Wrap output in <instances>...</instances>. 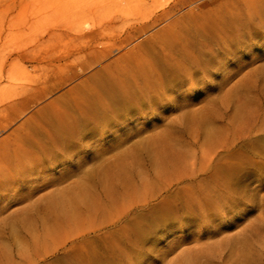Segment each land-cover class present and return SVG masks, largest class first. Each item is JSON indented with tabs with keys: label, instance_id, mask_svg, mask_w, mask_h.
I'll use <instances>...</instances> for the list:
<instances>
[{
	"label": "rangeland",
	"instance_id": "obj_1",
	"mask_svg": "<svg viewBox=\"0 0 264 264\" xmlns=\"http://www.w3.org/2000/svg\"><path fill=\"white\" fill-rule=\"evenodd\" d=\"M81 201L100 212L61 226ZM106 246L264 264V0H0V264Z\"/></svg>",
	"mask_w": 264,
	"mask_h": 264
},
{
	"label": "bare ground",
	"instance_id": "obj_2",
	"mask_svg": "<svg viewBox=\"0 0 264 264\" xmlns=\"http://www.w3.org/2000/svg\"><path fill=\"white\" fill-rule=\"evenodd\" d=\"M167 48H168V46H167ZM178 48V47H177ZM167 52V51H166ZM165 57H167V56H165ZM170 57H172V56H169V58ZM143 60V59H142ZM162 60V59H161ZM164 62H165V67L167 68V70L169 71V70H171V72H181L182 70H183V65H181L179 62H178V59H173V58H170V59H165L164 58V60H163ZM208 61V60H207ZM162 63V62H161ZM209 63V62H208ZM195 64H197V63H195ZM163 65V64H162ZM208 64H206V66H205V69H207V67H209V66H207ZM165 67H163V68H165ZM166 70V69H165ZM165 70H163V71H165ZM165 71L164 72V76H165V73L166 72H168V71ZM170 72V71H169ZM163 73V72H162ZM160 75L159 76H161V73H159ZM176 75V74H175ZM180 75V74H179ZM188 76V75H187ZM162 77V76H161ZM165 78H166V76H165ZM179 78V77H178ZM175 79V78H174ZM179 80H181V79H179ZM181 82V81H180ZM181 84V83H180ZM171 85V84H170ZM173 85H175V84H173ZM140 86V85H139ZM143 87V86H142ZM142 96V95H141ZM138 97V96H137ZM145 100H146V98H144ZM144 99H142V100H144ZM150 102V101H149ZM155 102V101H154ZM144 103V102H143ZM148 103V102H147ZM145 105V104H144ZM228 150V149H227ZM207 155H210V153H208ZM206 155V156H207ZM208 158L206 159V157L204 158L205 159V163H207V164H210V162H211V158L209 157V156H207ZM182 158H184V156L182 157ZM169 160V159H168ZM202 161V160H201ZM171 162V161H170ZM200 162V161H199ZM199 162H196V163H199ZM202 162H200L199 163V167L203 164H201ZM196 165H198V164H196ZM212 165V164H211ZM210 166V165H209ZM209 166H207V167H209ZM172 168H171V170H172V172H173V174L172 175H174L173 176V178H174V181H176V182H180V181H182V180H190V181H195V180H193L194 179V176L195 175H197L196 174V172L199 170V169H196L195 170V168H193V167H195V162L194 161H189V160H187V159H183L182 161H176V163L175 162H173V164H172V166H171ZM203 168V166L200 168V170H203L202 169ZM199 170V171H200ZM196 171V172H195ZM198 171V172H199ZM171 171H169V173H170ZM197 172V173H198ZM115 179V178H114ZM170 181H171V179H170ZM173 181V180H172ZM200 181H198V182H196V183H198V184H200L199 183ZM167 187V186H166ZM85 201H86V199H85ZM82 202V203H81ZM80 203V205H75V206H71L70 207V209L69 210H65V212H63V214H65L64 216H65V218L64 217H61V218H63L61 221H63V220H65V221H63L64 223H62L61 221H59V222H61L60 224H61V226H64V225H68V226H65V228H67V227H70V225L72 226V227H75V226H80V221L82 222V221H84L85 222V219H87V222H88V220H90V219H92V218H90V219H88L87 217H94V215H96L95 214V211L96 210H98L97 212H100L99 211V209L101 208V207H99V209H98V207H95L94 205H92V204H90V202L89 203H85L84 201H81ZM87 202V201H86ZM99 202H101V201H99ZM101 204V203H100ZM91 205V206H90ZM82 206V207H81ZM81 207V208H80ZM84 207V208H83ZM94 207H95V209H94ZM66 209V208H65ZM81 209H83L84 210V213L85 214H82L83 212L82 211H80ZM64 210V209H63ZM101 210V209H100ZM96 212V213H97ZM97 214H99V213H97ZM81 217V219H82V217H84L85 219L84 220H79L80 219V217ZM97 216V215H96ZM93 220V219H92ZM95 220H96V218H95ZM97 221V220H96ZM102 221H104V220H102ZM102 221H101V223H102ZM66 222V223H65ZM97 224L99 223L98 221L96 222ZM112 222H110V224H111ZM86 223H84V224H82V225H85ZM106 224V223H105ZM55 225H57L56 223H55ZM102 225V224H101ZM113 225V224H112ZM86 226V225H85ZM84 226V227H85ZM103 226V225H102ZM59 227V226H58ZM87 227H89V224H88V226ZM99 227V226H98ZM105 227V226H104ZM92 228H94V227H90V229L92 230ZM106 228V227H105ZM57 229V228H56ZM55 229V230H56ZM63 229V228H62ZM86 229V228H85ZM89 231H91L89 228H87ZM86 229V231L85 232H87L88 230ZM98 229V228H97ZM100 229V228H99ZM77 230V229H76ZM104 230V229H103ZM84 231V230H83ZM88 231V232H89ZM79 233H81V232H78V234ZM89 235V234H88ZM106 235V234H105ZM77 238H79V237H84L85 235H79V236H77V235H75ZM95 236V235H94ZM97 236V235H96ZM107 236V235H106ZM98 237H100V236H98ZM68 238V237H67ZM70 238V237H69ZM73 238H75L74 236H73ZM76 238V239H77ZM72 240L71 241V243L72 244H74V242H77V240ZM83 241H88V240H83ZM87 243V242H86ZM104 243V242H103ZM97 245H99V244H97ZM101 246V245H100ZM116 248H118L117 246L116 247H112V246H106V247H104V249H103V251H100L99 253H98V255H95V257L94 258H92L93 259V261H94V263H98V264H107V263H109L110 261H111V258L113 259V257H111V256H113V252L114 251H116L115 249ZM100 250V249H99ZM115 255V254H114ZM116 256V255H115ZM119 257V256H118ZM117 260V259H116Z\"/></svg>",
	"mask_w": 264,
	"mask_h": 264
}]
</instances>
